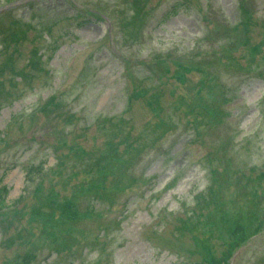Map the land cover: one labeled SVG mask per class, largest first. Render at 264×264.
Returning <instances> with one entry per match:
<instances>
[{"label":"rangeland","instance_id":"374dc122","mask_svg":"<svg viewBox=\"0 0 264 264\" xmlns=\"http://www.w3.org/2000/svg\"><path fill=\"white\" fill-rule=\"evenodd\" d=\"M0 186V264L230 253L264 221V0H0Z\"/></svg>","mask_w":264,"mask_h":264},{"label":"trees","instance_id":"16d2710c","mask_svg":"<svg viewBox=\"0 0 264 264\" xmlns=\"http://www.w3.org/2000/svg\"><path fill=\"white\" fill-rule=\"evenodd\" d=\"M42 170V166L36 167L34 169H29L26 172V180L29 181L34 174H39ZM9 193V189L6 186H0V210L7 207L6 197ZM61 214L67 219L73 220L76 217V207L75 204L68 200L62 204L60 207ZM264 226L263 219H259L254 225H245L237 223L233 227H230L227 231L228 234V248L235 251L237 248L245 244L251 237L256 236L260 233ZM208 239L200 242V246L206 252L209 251ZM231 252L224 254L221 258H216L214 256L204 259V264H229L231 258ZM24 262L29 263L34 259V256L27 254L24 256Z\"/></svg>","mask_w":264,"mask_h":264}]
</instances>
